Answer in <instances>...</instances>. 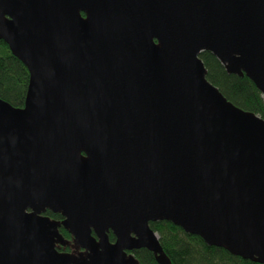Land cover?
Wrapping results in <instances>:
<instances>
[{
  "label": "water",
  "instance_id": "1",
  "mask_svg": "<svg viewBox=\"0 0 264 264\" xmlns=\"http://www.w3.org/2000/svg\"><path fill=\"white\" fill-rule=\"evenodd\" d=\"M0 41L29 72L0 99V264H171L162 221L264 264V120L200 59L264 100V0H0Z\"/></svg>",
  "mask_w": 264,
  "mask_h": 264
},
{
  "label": "trees",
  "instance_id": "2",
  "mask_svg": "<svg viewBox=\"0 0 264 264\" xmlns=\"http://www.w3.org/2000/svg\"><path fill=\"white\" fill-rule=\"evenodd\" d=\"M207 79L221 94L239 109L254 113L264 120V100L261 93L246 76L229 75L220 62L209 52L200 54ZM29 84L27 68L14 57L9 47L0 41V99L15 108H23ZM171 264H258L232 256L226 250L207 246L198 236L186 234L170 222L151 223ZM64 238L70 235L61 229ZM110 241H114L112 233ZM139 264H158L153 253L146 249L134 252Z\"/></svg>",
  "mask_w": 264,
  "mask_h": 264
},
{
  "label": "flooded vegetation",
  "instance_id": "3",
  "mask_svg": "<svg viewBox=\"0 0 264 264\" xmlns=\"http://www.w3.org/2000/svg\"><path fill=\"white\" fill-rule=\"evenodd\" d=\"M44 216L49 217L51 220H54L56 222L63 221V217L60 214H54V213H52L49 210H46V212L44 213ZM61 229H63V227L59 228V232L61 231ZM58 251L63 252V253H73V252H75L71 247H58Z\"/></svg>",
  "mask_w": 264,
  "mask_h": 264
}]
</instances>
